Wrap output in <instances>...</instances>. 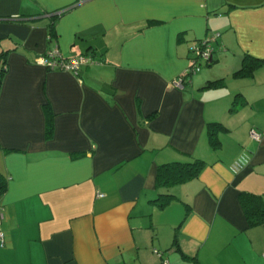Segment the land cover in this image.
<instances>
[{"label":"crops","instance_id":"0c3cea01","mask_svg":"<svg viewBox=\"0 0 264 264\" xmlns=\"http://www.w3.org/2000/svg\"><path fill=\"white\" fill-rule=\"evenodd\" d=\"M215 33L212 64L175 88ZM0 42V264H264V221L239 201L264 204V63L235 76L264 61V0H0ZM54 48L90 62L51 71ZM194 160L197 177L157 186L160 165Z\"/></svg>","mask_w":264,"mask_h":264},{"label":"trees","instance_id":"16d2710c","mask_svg":"<svg viewBox=\"0 0 264 264\" xmlns=\"http://www.w3.org/2000/svg\"><path fill=\"white\" fill-rule=\"evenodd\" d=\"M61 15L53 14L50 15L49 21L51 22V27ZM202 42H199L200 44ZM0 42V91L3 84V79L8 71L7 59L10 53V49H5ZM197 44V45H198ZM264 61L258 60L252 56L244 55L242 60V65L239 71L235 73V76H246L251 75L258 67H260ZM212 64V63H211ZM210 64V65H211ZM203 66V65H202ZM201 70V68H200ZM199 70V71H200ZM59 71V70H51ZM221 84V81L209 82L204 88H217ZM236 104V103H235ZM235 108V106H234ZM45 114L47 117L45 134L47 138L51 137L53 133V115L51 109L48 105L44 106ZM220 124L212 123L208 124L207 131L210 140V144L213 148H217L219 141L217 139V130ZM1 150V146H0ZM204 161L194 160L188 163L173 162L168 164H163L158 167L156 174V182L158 187H170L177 185L179 183L185 182L199 175L201 170L204 168ZM7 181L8 178L0 173V196H3L7 191ZM171 196L161 195L159 199L155 200L153 203H158V206L163 207L169 200ZM239 201L250 224H258L264 221V204L261 197L251 193L242 192L239 195Z\"/></svg>","mask_w":264,"mask_h":264},{"label":"built area","instance_id":"2783aa9c","mask_svg":"<svg viewBox=\"0 0 264 264\" xmlns=\"http://www.w3.org/2000/svg\"><path fill=\"white\" fill-rule=\"evenodd\" d=\"M219 33L211 35L208 39L203 40L202 43L195 45L191 49V62L189 66L182 72V74L172 84L175 88L183 90L185 85L190 82L191 76L199 72L202 65H210L215 54L214 43L219 38ZM90 59L84 55L79 57H72L64 59L58 49L54 48L46 53L45 56L39 59V64L49 70H65L74 73L79 72L80 68L87 65ZM250 138L256 143H260L263 138V133L255 130L250 131ZM247 158L251 157V153L244 152ZM0 242H3V233L0 231ZM163 264H169L165 261Z\"/></svg>","mask_w":264,"mask_h":264},{"label":"clouds","instance_id":"9594fccd","mask_svg":"<svg viewBox=\"0 0 264 264\" xmlns=\"http://www.w3.org/2000/svg\"><path fill=\"white\" fill-rule=\"evenodd\" d=\"M207 66V65H206Z\"/></svg>","mask_w":264,"mask_h":264}]
</instances>
